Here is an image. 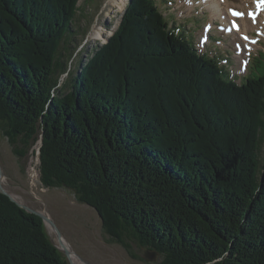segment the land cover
Returning a JSON list of instances; mask_svg holds the SVG:
<instances>
[{
  "label": "trees",
  "instance_id": "trees-1",
  "mask_svg": "<svg viewBox=\"0 0 264 264\" xmlns=\"http://www.w3.org/2000/svg\"><path fill=\"white\" fill-rule=\"evenodd\" d=\"M78 1L0 0V122L13 152L43 134L44 185L73 190L157 264H264L263 62L238 78L171 28L157 0H129L74 69L63 49ZM0 264H70L43 219L1 192Z\"/></svg>",
  "mask_w": 264,
  "mask_h": 264
},
{
  "label": "rangeland",
  "instance_id": "rangeland-1",
  "mask_svg": "<svg viewBox=\"0 0 264 264\" xmlns=\"http://www.w3.org/2000/svg\"><path fill=\"white\" fill-rule=\"evenodd\" d=\"M157 1L167 19L181 26L180 29L185 31L189 40L194 39V43L197 44L203 36V41H206V44L209 42L204 51L222 58L221 62L228 65L229 70L237 77L244 78L249 75L256 61H262L264 64V34L256 36L257 29L250 33L259 37L260 40L255 43L254 48L249 49L252 57L249 66L244 69L241 65V57L245 56V50L241 56L237 55L236 43L243 42L245 46L246 40L238 34H227L222 31L219 24L224 21L219 17L214 21L210 9L201 3V0H171L173 2L171 4L168 3L169 0ZM128 2L129 0L78 1V10L73 24L74 33L70 37L71 41L67 44V49H63L66 55L72 52L70 59L74 69L78 68L80 60L86 61L89 58L97 45H104L109 41L120 25ZM262 18L264 19V15ZM256 22L257 28L264 31V25L261 24L264 21L257 19ZM208 25L210 28H205ZM182 30L178 32L181 33ZM96 31H100L101 37L96 36ZM2 127L3 124L0 122V163L4 170L3 186L12 195L21 197L16 200L23 199L22 203L25 205L35 210L48 212L81 257L94 264H157L160 261L161 254L157 251L139 247L135 242H131L132 247L127 249L122 243L116 241L103 229L101 217L96 209L77 201L73 190L65 186L46 187L44 185L41 180L38 155L42 137L31 147L26 156L19 157L13 152L12 146L3 134ZM34 169L38 178L33 181ZM48 233L55 245L63 244L59 243L55 231L50 230Z\"/></svg>",
  "mask_w": 264,
  "mask_h": 264
},
{
  "label": "bare ground",
  "instance_id": "bare-ground-1",
  "mask_svg": "<svg viewBox=\"0 0 264 264\" xmlns=\"http://www.w3.org/2000/svg\"><path fill=\"white\" fill-rule=\"evenodd\" d=\"M254 1L256 0H209V1L201 0V3H203L207 8L210 9L211 16L214 21L216 20V18L219 17L224 21L223 24H226V23H230V20L232 18L239 17L241 20L242 26L238 32L233 31V33L238 34V36H241V34H244V33H247L249 35V33L252 30L259 29L256 26L257 19L261 20V22L263 21V18H261V16L253 18V16L250 15V10L254 8V5H253ZM233 10L242 12L244 13V15L243 16L233 15ZM261 24L264 25V22H262ZM95 33H96V36L101 37L100 31H96ZM246 42L247 41H245L244 43ZM32 177H33V181L36 180V178H38L37 172L35 171V169L32 171ZM14 198L19 199L21 197L19 195L14 194ZM22 200L23 199L18 200V201L22 202ZM61 246L63 248L70 250L71 260L75 264H84V261L72 250L71 245L68 240L66 239L63 240V244ZM75 259L77 262L75 261Z\"/></svg>",
  "mask_w": 264,
  "mask_h": 264
},
{
  "label": "water",
  "instance_id": "water-1",
  "mask_svg": "<svg viewBox=\"0 0 264 264\" xmlns=\"http://www.w3.org/2000/svg\"><path fill=\"white\" fill-rule=\"evenodd\" d=\"M43 134H41L42 137ZM43 144V140H41L40 146H39V150H38V155L40 156V152H41V146ZM3 177H4V170L3 167L0 163V192L9 196L11 198V200H13L14 202H16L19 206H21L22 208H24L25 210H27L28 212L31 213H35L39 216H41L47 226L48 232H50V230L55 231L57 234V238L60 244L63 243V240H65V236L63 234V232L60 230V228L58 227V225L56 224V222L51 218V216L49 215L48 212L46 211H40V210H35L34 208H31L28 205H25L22 202H19L18 200H16L14 198V195H12V193L8 192L6 190V188L3 186ZM67 240V239H66ZM71 245V244H70ZM62 252H64L67 256V258L70 261V264H75L72 260H71V252L69 249L63 248L60 245H56ZM72 250L84 261V264H94L93 262L81 257L75 250L74 248L71 246Z\"/></svg>",
  "mask_w": 264,
  "mask_h": 264
},
{
  "label": "snow or ice",
  "instance_id": "snow-or-ice-1",
  "mask_svg": "<svg viewBox=\"0 0 264 264\" xmlns=\"http://www.w3.org/2000/svg\"><path fill=\"white\" fill-rule=\"evenodd\" d=\"M256 3H257V6L260 7L262 11H264V0H256ZM233 15L243 16L244 13L233 10ZM250 15H252L253 18H254L256 14L255 13H250ZM236 27L239 30V26L237 25ZM244 39L247 40L248 37L245 36Z\"/></svg>",
  "mask_w": 264,
  "mask_h": 264
}]
</instances>
